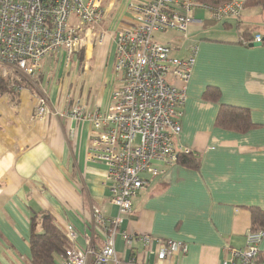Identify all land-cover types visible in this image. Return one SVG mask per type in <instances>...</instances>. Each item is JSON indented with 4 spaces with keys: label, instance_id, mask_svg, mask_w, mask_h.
Listing matches in <instances>:
<instances>
[{
    "label": "crops",
    "instance_id": "0c3cea01",
    "mask_svg": "<svg viewBox=\"0 0 264 264\" xmlns=\"http://www.w3.org/2000/svg\"><path fill=\"white\" fill-rule=\"evenodd\" d=\"M115 1H109L106 18ZM122 12L119 3L106 22L108 29L127 20ZM204 12L196 9L194 17ZM205 21L190 26L182 40L186 47L168 42L170 55L193 54L195 59L181 106V130L173 143L197 156L198 167L159 161L163 172L144 176L147 183L133 196L129 214H120L109 200L106 166L89 159L91 122L72 114L77 101L87 111L106 110L111 91L121 84L112 37L85 50L82 65H68L69 77L60 72L54 83L50 66L63 62L62 51L41 59L34 85L19 83L17 70L0 62V75L8 77L11 89L0 95V264H21V259L29 264L30 219L42 212L63 233L71 225L76 246L99 250L103 238L93 220L94 208L107 219L122 217L121 227L131 239L128 247L117 237L115 250L124 264H219L233 250L246 247L253 210L264 216V41L256 46L239 42L242 28L256 29L251 24L238 23L236 33L227 29L228 22L225 30L203 31L211 24ZM254 35L260 34L254 30ZM77 76L81 81L74 82ZM167 81L182 86L172 75ZM37 94L57 114L35 117ZM221 106L246 110L250 127L237 131L218 123ZM142 235L185 241L187 252L164 260L153 252L147 258ZM258 248L264 255V231ZM59 259L55 255L56 264Z\"/></svg>",
    "mask_w": 264,
    "mask_h": 264
},
{
    "label": "built area",
    "instance_id": "2783aa9c",
    "mask_svg": "<svg viewBox=\"0 0 264 264\" xmlns=\"http://www.w3.org/2000/svg\"><path fill=\"white\" fill-rule=\"evenodd\" d=\"M103 1L0 0V62L34 79L44 56L62 51L68 63L96 36L100 42L106 34L112 37L114 67L121 75V84L111 91L106 110L87 111L77 101L72 114L91 122L94 132L88 146L89 159L106 166L109 200L120 214H129L133 196L147 183L144 176L161 174L159 161L175 163L178 151L189 152L187 148L177 149L173 139L181 130V106L195 59L193 54L182 58L170 55V44L160 42L155 33L173 29L186 34L194 22L203 23L194 17L196 9H209L214 21L239 16L244 0L216 6L196 0H119L128 18L119 21L114 30L99 29L106 18ZM261 41L260 35L249 40L239 36L243 45ZM168 75L182 86L169 83ZM49 114L57 112L47 106L43 95H37L35 117ZM93 220L103 238L101 248L76 246L77 232L69 225L65 235L71 247L58 254V264H88L91 258L93 264H124L115 250L117 237L128 247L131 239L121 227L122 217L107 219L94 208ZM262 236L263 231L249 230L246 247L233 250L232 256L219 264H264L258 248ZM139 240L147 258L153 252L158 260L187 252L185 241L149 235ZM153 243L157 244L154 250Z\"/></svg>",
    "mask_w": 264,
    "mask_h": 264
},
{
    "label": "trees",
    "instance_id": "16d2710c",
    "mask_svg": "<svg viewBox=\"0 0 264 264\" xmlns=\"http://www.w3.org/2000/svg\"><path fill=\"white\" fill-rule=\"evenodd\" d=\"M199 2L220 5L231 0H196ZM262 0H244L243 7L262 4ZM254 27H245L240 30V36L246 39L253 37ZM8 87V88H7ZM11 90L8 77L0 75V95ZM223 106V105H222ZM220 108L217 122L237 131H244L251 125L246 110L227 106ZM175 163L184 167L195 169L199 158L192 152L178 151ZM250 231H264V216L262 212L253 210ZM67 247H71L65 233L54 223L53 217L48 213L34 214L29 226V264H56L55 255L61 254Z\"/></svg>",
    "mask_w": 264,
    "mask_h": 264
},
{
    "label": "rangeland",
    "instance_id": "374dc122",
    "mask_svg": "<svg viewBox=\"0 0 264 264\" xmlns=\"http://www.w3.org/2000/svg\"><path fill=\"white\" fill-rule=\"evenodd\" d=\"M109 1L110 0H104L103 4H102V8L104 10L107 9V6L109 5ZM237 1H243V0H237ZM116 2V3H115ZM113 3V5L111 4L112 8L110 9L107 18H105V20L100 23L99 29H103L107 30L106 27V22L110 23V20L112 19L113 15L115 14L116 10L118 9L119 6V0L115 1ZM211 5V4H210ZM212 6H216V5H212ZM255 7V6H254ZM248 8H250V10H247L245 8V11L243 12V10L240 13V17L241 20L239 18V16H225L223 17L221 20L219 21H213L212 22V14L211 11L209 9H205L204 11V16L201 17L200 19L203 21L204 19L206 20L205 22H210L211 24H208L210 26L205 27L204 29L202 28V30H214L215 28H220L225 30V28H223L224 23L228 22L231 24V26L227 29H231L233 32L236 33V25L239 23V25L242 24V22L244 24H251L252 26H256V31L258 34L262 35L264 33V5H258L256 8H252L251 6H249ZM122 13H126L122 12ZM263 20V21H262ZM202 25V24H201ZM98 29V30H99ZM186 36L185 33L177 31V30H167L165 33L164 32H156L155 33V37L156 39H158L160 42H169L171 45L173 46H178V45H182L184 44V47L187 46V42H183L182 40H184L183 38ZM107 37H109L107 34L105 35L104 39L101 41L102 43L104 42L105 38L107 40ZM101 38H99L98 36H96L93 40V42L88 46V48L86 49V51L90 52V50H92L94 47L97 48L99 45H101L102 43L100 42ZM99 49H95V51H97ZM111 52V49H110ZM52 54V53H51ZM83 54L84 51H77L75 53V56L70 59V61L68 63H66V61L62 62V60H55L54 62H52L50 69H51V78L53 79V83L57 80L56 76L61 72V76L64 75L65 77H69V72H67V68L70 65H73L75 63L79 64L80 66L82 65V60H83ZM98 52L93 53V61L95 60V58H97ZM75 60V61H73ZM69 65V66H68ZM14 76L16 78V80L19 83H23L26 86L30 85V83L32 85L35 84V80L36 77L34 79H30L28 78L24 73H22L20 70L19 71H15L14 72ZM34 80V81H33ZM76 81H81V79L79 80L78 76L74 79V82ZM34 82V83H33ZM8 88V87H7ZM39 95V94H37ZM66 95V94H65ZM21 264H27V261H24L23 259H21Z\"/></svg>",
    "mask_w": 264,
    "mask_h": 264
},
{
    "label": "water",
    "instance_id": "95a60500",
    "mask_svg": "<svg viewBox=\"0 0 264 264\" xmlns=\"http://www.w3.org/2000/svg\"><path fill=\"white\" fill-rule=\"evenodd\" d=\"M262 40L264 41V36L262 37ZM259 44H260V42H251V43H249V46H256Z\"/></svg>",
    "mask_w": 264,
    "mask_h": 264
},
{
    "label": "clouds",
    "instance_id": "9594fccd",
    "mask_svg": "<svg viewBox=\"0 0 264 264\" xmlns=\"http://www.w3.org/2000/svg\"><path fill=\"white\" fill-rule=\"evenodd\" d=\"M262 42V41H261Z\"/></svg>",
    "mask_w": 264,
    "mask_h": 264
}]
</instances>
